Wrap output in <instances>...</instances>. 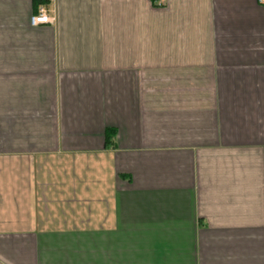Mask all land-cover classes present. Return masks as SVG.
I'll return each instance as SVG.
<instances>
[{
	"label": "crops",
	"instance_id": "crops-1",
	"mask_svg": "<svg viewBox=\"0 0 264 264\" xmlns=\"http://www.w3.org/2000/svg\"><path fill=\"white\" fill-rule=\"evenodd\" d=\"M0 264H264L262 0H0Z\"/></svg>",
	"mask_w": 264,
	"mask_h": 264
},
{
	"label": "built area",
	"instance_id": "built-area-1",
	"mask_svg": "<svg viewBox=\"0 0 264 264\" xmlns=\"http://www.w3.org/2000/svg\"><path fill=\"white\" fill-rule=\"evenodd\" d=\"M166 2H167V0H154V4H156L160 7L165 5ZM262 4L264 5L263 0H262ZM30 22H31L32 26L36 27V26H40L43 24L53 23L54 18L49 15L45 6H40L38 8V11L34 15H32Z\"/></svg>",
	"mask_w": 264,
	"mask_h": 264
},
{
	"label": "trees",
	"instance_id": "trees-1",
	"mask_svg": "<svg viewBox=\"0 0 264 264\" xmlns=\"http://www.w3.org/2000/svg\"><path fill=\"white\" fill-rule=\"evenodd\" d=\"M116 136V131L115 130H108L106 132V143L107 144H113V139Z\"/></svg>",
	"mask_w": 264,
	"mask_h": 264
}]
</instances>
